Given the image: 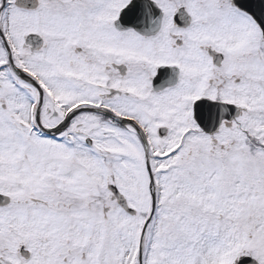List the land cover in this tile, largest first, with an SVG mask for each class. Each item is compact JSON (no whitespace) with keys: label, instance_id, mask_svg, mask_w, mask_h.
Here are the masks:
<instances>
[{"label":"snow or ice","instance_id":"obj_1","mask_svg":"<svg viewBox=\"0 0 264 264\" xmlns=\"http://www.w3.org/2000/svg\"><path fill=\"white\" fill-rule=\"evenodd\" d=\"M0 264H264V0H0Z\"/></svg>","mask_w":264,"mask_h":264},{"label":"water","instance_id":"obj_2","mask_svg":"<svg viewBox=\"0 0 264 264\" xmlns=\"http://www.w3.org/2000/svg\"><path fill=\"white\" fill-rule=\"evenodd\" d=\"M21 2L23 3L24 0H21ZM36 2H37V0H28V6H30V7L34 6Z\"/></svg>","mask_w":264,"mask_h":264},{"label":"flooded vegetation","instance_id":"obj_3","mask_svg":"<svg viewBox=\"0 0 264 264\" xmlns=\"http://www.w3.org/2000/svg\"><path fill=\"white\" fill-rule=\"evenodd\" d=\"M27 39L31 40V37H29V38H27Z\"/></svg>","mask_w":264,"mask_h":264}]
</instances>
